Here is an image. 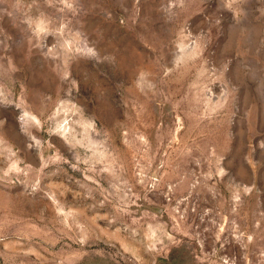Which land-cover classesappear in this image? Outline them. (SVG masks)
<instances>
[{"label":"rangeland","instance_id":"374dc122","mask_svg":"<svg viewBox=\"0 0 264 264\" xmlns=\"http://www.w3.org/2000/svg\"><path fill=\"white\" fill-rule=\"evenodd\" d=\"M0 264H264V0H0Z\"/></svg>","mask_w":264,"mask_h":264}]
</instances>
